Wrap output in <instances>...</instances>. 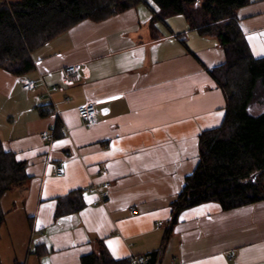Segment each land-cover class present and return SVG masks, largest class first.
<instances>
[{
  "label": "crops",
  "instance_id": "0c3cea01",
  "mask_svg": "<svg viewBox=\"0 0 264 264\" xmlns=\"http://www.w3.org/2000/svg\"><path fill=\"white\" fill-rule=\"evenodd\" d=\"M144 1L107 21H84L33 53L35 69L21 78L36 80V89L0 112V142L26 164L28 180L8 193L17 197L19 231L35 245L37 264H81L99 243L115 260L162 250L171 204L199 164V137L226 118L212 76L225 63L218 42L183 16L153 26L159 9ZM238 19L251 53L263 58L264 0H250ZM70 66L80 68L77 82L65 79ZM0 71L2 89L13 80ZM13 78L9 97L22 87ZM89 103L97 106L91 127L77 112ZM44 132L53 139L42 141ZM69 197L83 207L57 217ZM160 264H264V201L183 211Z\"/></svg>",
  "mask_w": 264,
  "mask_h": 264
},
{
  "label": "trees",
  "instance_id": "16d2710c",
  "mask_svg": "<svg viewBox=\"0 0 264 264\" xmlns=\"http://www.w3.org/2000/svg\"><path fill=\"white\" fill-rule=\"evenodd\" d=\"M152 1L159 9L153 11V26L183 16L192 31L216 40L225 53V63L212 76L224 96L226 118L219 128L199 137V164L171 204L163 248L146 257L147 264H160L183 211L208 203L231 211L264 201V57L253 56L239 25L238 10L250 0ZM139 5L148 4L144 0H0V69L16 78L26 77L35 69L33 53L39 49L84 21L104 22ZM27 180L26 164L0 142V232L6 220L3 196ZM63 201L66 205L61 203L57 217L83 207L70 197ZM81 264L132 261L115 260L99 243L98 252L83 256Z\"/></svg>",
  "mask_w": 264,
  "mask_h": 264
},
{
  "label": "rangeland",
  "instance_id": "374dc122",
  "mask_svg": "<svg viewBox=\"0 0 264 264\" xmlns=\"http://www.w3.org/2000/svg\"><path fill=\"white\" fill-rule=\"evenodd\" d=\"M11 78L13 80L12 84L10 83L8 86L6 84L7 87L5 86V88L0 89V95H1L0 112H4L6 109L12 108L16 104V102L24 98V94L20 92H25V91L22 90V87L20 85L17 86L15 90L13 89L10 96L11 98L9 97L11 86L15 82L13 76ZM263 111L264 109L261 112ZM5 114L6 111L4 112V116ZM9 117L10 119L7 120L6 122L14 120V117L11 116H7L5 117V119ZM15 199H17L16 196H14L13 198L12 195H10V193H7L4 197V200L2 201L3 210H4L3 212H5L6 214L5 223L7 224L5 233L2 232V236L0 237V258L2 264H28V260L30 258L32 259H30L29 264H33L34 261L36 262L34 264H37V260H35L36 257L34 255L36 252L35 245L34 244L31 245L32 242H30L29 239L26 241L25 234L19 231V229L21 230V227L23 228L20 222L21 208L20 207H17V209L15 208V205L13 204Z\"/></svg>",
  "mask_w": 264,
  "mask_h": 264
},
{
  "label": "built area",
  "instance_id": "2783aa9c",
  "mask_svg": "<svg viewBox=\"0 0 264 264\" xmlns=\"http://www.w3.org/2000/svg\"><path fill=\"white\" fill-rule=\"evenodd\" d=\"M80 68L78 66H70L64 70L65 79L69 82H77L79 79ZM19 82L22 85V88L26 92H33L38 82L36 80L27 79V78H19ZM43 83V81H41ZM78 115L82 119L83 123L87 127H91L95 124L96 116H97V106L94 103L81 105L78 110ZM42 141L48 142L53 139L52 135L49 132H44L41 135ZM57 176L63 177L64 168H57ZM109 188L110 184L107 183L103 186L104 192L101 194V201L105 203L109 198ZM234 256V253H232ZM132 264H147V260L144 257H133L131 258Z\"/></svg>",
  "mask_w": 264,
  "mask_h": 264
}]
</instances>
